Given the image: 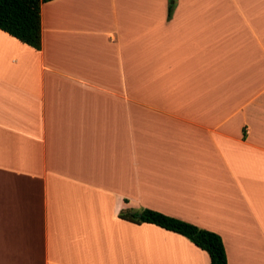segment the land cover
<instances>
[{
	"label": "crops",
	"instance_id": "1",
	"mask_svg": "<svg viewBox=\"0 0 264 264\" xmlns=\"http://www.w3.org/2000/svg\"><path fill=\"white\" fill-rule=\"evenodd\" d=\"M51 0L0 31V264H209L150 210L264 264V0Z\"/></svg>",
	"mask_w": 264,
	"mask_h": 264
},
{
	"label": "trees",
	"instance_id": "2",
	"mask_svg": "<svg viewBox=\"0 0 264 264\" xmlns=\"http://www.w3.org/2000/svg\"><path fill=\"white\" fill-rule=\"evenodd\" d=\"M49 1L51 0H0V31L38 51L40 49V5ZM174 1L168 0L167 18L173 10ZM118 217L134 224H151L178 234L203 251L208 257L209 264H226L221 239L213 232L145 209L139 211L122 209Z\"/></svg>",
	"mask_w": 264,
	"mask_h": 264
}]
</instances>
